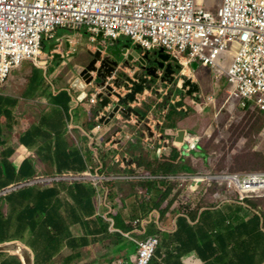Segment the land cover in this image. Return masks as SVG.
<instances>
[{"label": "crops", "instance_id": "1", "mask_svg": "<svg viewBox=\"0 0 264 264\" xmlns=\"http://www.w3.org/2000/svg\"><path fill=\"white\" fill-rule=\"evenodd\" d=\"M88 35L83 29L59 27L43 41L46 63L24 61L1 88L0 191L35 176L81 173L95 166L93 149L102 144L96 140L91 145L86 130L99 138L103 119L99 123L96 117L102 106L89 102L99 86L73 85L77 78L84 82L80 72L92 59L89 52L98 49ZM108 46L126 50L114 77L138 81L134 75L143 72L142 50L127 37L107 41ZM81 54L88 57L85 63ZM128 86L133 85L117 91L124 95ZM178 98V110L195 104ZM177 121L182 124L184 118ZM132 135L127 146L135 154L132 145L138 146V135ZM106 152L103 160L113 170L107 163L111 151ZM111 183H106V204L102 189L82 181L39 182L0 195V264H110L129 258L136 252V241L151 235L159 238V245L149 264H264V212L247 200L170 213L164 206L168 196L159 207L154 203L160 196L148 208L140 207L132 181Z\"/></svg>", "mask_w": 264, "mask_h": 264}, {"label": "built area", "instance_id": "2", "mask_svg": "<svg viewBox=\"0 0 264 264\" xmlns=\"http://www.w3.org/2000/svg\"><path fill=\"white\" fill-rule=\"evenodd\" d=\"M59 27L87 31L90 44L103 50L107 41L113 42L121 37L138 45L143 56L163 48L177 57L182 66L180 74L185 68L191 72L202 65L210 67L216 83L225 77L230 107L264 113V0H219L215 6H209L203 0H0V90L24 61L46 63L43 41L46 37H53ZM157 73L158 77L149 83L151 90L163 79L164 71L158 69ZM88 85L96 86L93 83ZM98 88L89 98L91 104H100L97 94L105 90L103 86ZM147 88L143 95L140 94L138 102L122 103L113 112L118 104L115 98L99 110L96 122L103 119L99 138L95 139L93 133L86 130L91 145L96 140L102 144L101 152L110 150V147L116 150L110 164H117L120 169L100 172L108 168L98 156L100 149L95 147L96 168L90 166L81 173L66 171L35 176L1 189L0 195L39 182L82 181L102 189L106 204L109 194L106 183L168 178V175H157L147 169L139 174L132 173L138 164L132 161L125 148L134 136L130 126L143 125V136L139 140L157 155L166 156L169 152V156L174 147L185 153L197 146L187 143L191 135L185 133L186 139L177 140L179 131L171 141L165 137L173 134L172 128L164 127V123L170 106L176 104L174 100L158 103L162 101L161 96L155 103H145L150 105L145 115L136 111L151 95L150 88ZM231 175L235 180H226L227 186L241 193L242 200L264 193V171ZM136 244L133 255L110 264H149L156 253L159 238L151 235Z\"/></svg>", "mask_w": 264, "mask_h": 264}, {"label": "rangeland", "instance_id": "3", "mask_svg": "<svg viewBox=\"0 0 264 264\" xmlns=\"http://www.w3.org/2000/svg\"><path fill=\"white\" fill-rule=\"evenodd\" d=\"M203 2L209 6H215L219 0H203ZM49 46L48 43L47 47ZM80 56L85 63L88 57L82 54ZM201 68H203V74L199 71ZM181 69L182 66L176 71L173 79L163 77L152 90L147 88L151 95L145 98L146 103H155L162 96V101L158 103H168L171 100L176 101V96L179 95L178 99L182 103H195L186 104L183 108L187 111L184 123L177 124V127L172 128L173 134L165 137L171 141L179 129H186L181 134L201 137L196 149L188 152L183 150L185 153H180L177 162L182 169L175 174H168V178H165L172 190L164 206L170 213H176L215 207L223 201H240L242 194L228 188V181L222 179L221 175L264 171V113L230 107L225 77L216 83L212 69L203 65L189 72L195 75L191 81L198 83L199 89L192 94L187 93L189 85H185V82L181 83L182 77L179 78ZM81 78L83 79L82 75ZM86 90L90 91L91 88L88 86ZM176 91L178 94H175ZM145 101L143 100L144 103ZM142 127L143 125L137 128L136 124L130 126V129L138 135V139L143 136ZM162 132H164L163 129ZM127 144L125 148L132 157L134 153L130 152ZM109 149L111 154L116 151L111 147ZM135 150L137 151L135 153H142L148 160H153L157 156V152L147 150L141 141ZM102 152L100 149V158L103 160L108 152ZM168 154L169 152L166 157ZM103 162L106 166V162L104 160ZM107 163L109 164L110 160ZM96 166L97 162L94 168ZM111 166L113 170L120 169L117 164ZM146 169L149 170L147 166H137L136 169H132V173L139 174ZM103 171L110 172V169L105 168L100 172ZM198 177L202 180H197ZM139 181L132 180V191L138 197L140 207L148 208L152 201L155 202L158 199L160 193L154 189L151 194L141 193L140 190L145 191L146 188ZM164 188L165 186L162 190ZM245 200L251 207L264 212V193L260 196H248Z\"/></svg>", "mask_w": 264, "mask_h": 264}, {"label": "water", "instance_id": "4", "mask_svg": "<svg viewBox=\"0 0 264 264\" xmlns=\"http://www.w3.org/2000/svg\"><path fill=\"white\" fill-rule=\"evenodd\" d=\"M126 47H128V44L125 45V48ZM89 53L92 56V59L80 72V75H82L84 82L80 83L79 78H77L73 85L79 86L80 88H84L89 83H93L98 86H103L105 91H100L97 94V97L99 98V103L102 107H104L108 105V103L113 102L115 98H117L116 103L118 104L114 107L113 112L118 110L119 106L122 103H128L129 101H134L136 98V94L143 93V90L146 87L150 88L149 83L153 82L158 77V73H157L158 69L164 71L163 77L173 79L176 71L181 68V65L178 62L177 57L165 52L163 48H159L154 52H148L144 56L140 57L139 67L143 72L140 75L139 74L134 75L135 78L138 79V81H135L130 77L127 78L128 80L124 81L123 79L125 77L121 75L114 77V72L119 65V61L123 60L125 57L122 51H120L118 46L117 47L108 46L104 50L102 48H98L95 52H89ZM135 54L138 56L137 53ZM113 55L116 58L111 60V56ZM100 60L101 62L100 64H98ZM106 64L109 65L110 69L108 68L107 73H104ZM93 72L96 73V76L93 75ZM105 75L108 76L110 80H107ZM148 75H151L149 79H148ZM130 83L133 86H128L129 88L128 93L122 95L119 91H117V88H120L122 85H128ZM185 85H189V89L187 91V93L189 94H192L194 91H197L199 89L198 84L192 82L189 79L185 81ZM112 115L113 113L111 114V116ZM182 132L184 131L183 130L179 131V136L177 137V140H182L183 138L181 134ZM184 147L188 148V145L184 144Z\"/></svg>", "mask_w": 264, "mask_h": 264}, {"label": "trees", "instance_id": "5", "mask_svg": "<svg viewBox=\"0 0 264 264\" xmlns=\"http://www.w3.org/2000/svg\"><path fill=\"white\" fill-rule=\"evenodd\" d=\"M150 105L146 104L143 107L136 108V111L140 115H145L146 110H148ZM186 116V111L184 109L178 110L176 104H172L169 108V111L166 115V121L164 123V127H170L175 128L177 126V120L182 119ZM138 144L140 140L136 141ZM138 146L135 144L132 145V148L135 149ZM180 155V152L176 147L173 148L172 152L168 157L163 155H157L155 159L148 160L147 157H145L142 153L138 154L135 153L132 155V161L136 162L138 166H147L149 170H151L152 173L157 175H168V174H175L179 172L182 167L180 166V163L177 162V159ZM141 185H144L146 188V191L156 190L160 193V199L154 203L155 207H159L163 200L171 193L172 188L169 187L168 183L166 182L165 178L157 179V180H140ZM109 184H112L109 182ZM165 186V188L162 190V188ZM109 196V194H108ZM261 242V241H260Z\"/></svg>", "mask_w": 264, "mask_h": 264}, {"label": "bare ground", "instance_id": "6", "mask_svg": "<svg viewBox=\"0 0 264 264\" xmlns=\"http://www.w3.org/2000/svg\"><path fill=\"white\" fill-rule=\"evenodd\" d=\"M120 51H126L125 48H121L119 47ZM181 77H182V80H181V83H184L186 80H191L193 77H195L194 74H190L189 73V70L187 68H185L182 72H181ZM182 137L183 139L185 138L184 134H182ZM200 136L199 135H193L190 137V139H188V142L191 146L195 147L197 146V143H199V140H200ZM221 178L222 179H225V180H232L234 181V176H232L231 174H224V175H221ZM197 180H202L201 177H198Z\"/></svg>", "mask_w": 264, "mask_h": 264}, {"label": "clouds", "instance_id": "7", "mask_svg": "<svg viewBox=\"0 0 264 264\" xmlns=\"http://www.w3.org/2000/svg\"><path fill=\"white\" fill-rule=\"evenodd\" d=\"M163 75H164V73H163ZM150 76H151V75H148V79L150 78Z\"/></svg>", "mask_w": 264, "mask_h": 264}, {"label": "flooded vegetation", "instance_id": "8", "mask_svg": "<svg viewBox=\"0 0 264 264\" xmlns=\"http://www.w3.org/2000/svg\"><path fill=\"white\" fill-rule=\"evenodd\" d=\"M152 65V64H151Z\"/></svg>", "mask_w": 264, "mask_h": 264}]
</instances>
